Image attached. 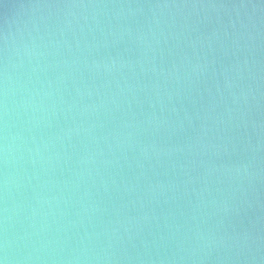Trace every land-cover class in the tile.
I'll return each instance as SVG.
<instances>
[{"label":"water","instance_id":"95a60500","mask_svg":"<svg viewBox=\"0 0 264 264\" xmlns=\"http://www.w3.org/2000/svg\"><path fill=\"white\" fill-rule=\"evenodd\" d=\"M2 264H264V0H0Z\"/></svg>","mask_w":264,"mask_h":264},{"label":"clouds","instance_id":"9594fccd","mask_svg":"<svg viewBox=\"0 0 264 264\" xmlns=\"http://www.w3.org/2000/svg\"><path fill=\"white\" fill-rule=\"evenodd\" d=\"M0 264H2V262H0Z\"/></svg>","mask_w":264,"mask_h":264}]
</instances>
